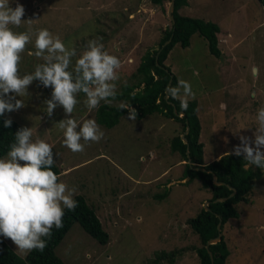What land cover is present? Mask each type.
<instances>
[{
  "label": "rangeland",
  "instance_id": "rangeland-1",
  "mask_svg": "<svg viewBox=\"0 0 264 264\" xmlns=\"http://www.w3.org/2000/svg\"><path fill=\"white\" fill-rule=\"evenodd\" d=\"M17 3L25 9L22 20L33 23L10 26L14 32L46 28L78 54L88 41L98 40L105 51L117 56L121 67L116 90L131 77L143 52L156 48L162 29L169 26L165 1L159 7L147 0H10V7ZM177 12L218 27V56L210 54L203 38L193 32L185 47L173 44L163 61L176 86L187 81L195 93L189 100L196 104L197 139L206 161L221 151L232 152L239 136L252 137L257 126V110L264 107V15L257 0H186ZM29 51H35L34 38L21 54V76L42 62ZM77 58L73 57V65ZM254 67L258 72L252 71ZM27 91L26 97H16L25 107L4 116L31 128L33 140L52 146L58 182L76 187L107 234L100 244L71 223L53 248L61 262L197 264L191 247L198 241L186 218L203 207L209 192L199 188L195 178L187 183L179 180L184 162L168 148L170 137L180 131L179 123L157 113L134 122L120 115L111 127L98 124L104 132L100 142L73 153L63 145L57 124L71 117L59 106L50 117L46 112L52 89L33 81ZM76 98L80 103L72 118L78 123L94 120V109L83 104L84 94ZM164 187L166 194L154 198ZM247 198L237 203L238 216L228 219L221 230L228 251L226 264H264V173ZM2 240L18 256L24 255L10 239ZM158 251L174 252L171 261L164 256L154 263Z\"/></svg>",
  "mask_w": 264,
  "mask_h": 264
},
{
  "label": "clouds",
  "instance_id": "clouds-1",
  "mask_svg": "<svg viewBox=\"0 0 264 264\" xmlns=\"http://www.w3.org/2000/svg\"><path fill=\"white\" fill-rule=\"evenodd\" d=\"M24 15L23 5L17 3L13 9L10 0H0V117L25 107L23 99L16 97H26L28 87L39 81L43 87L52 89L51 98L45 101L47 115L50 117L59 106L65 116L71 117L57 123L62 130L63 145L73 153L83 152L85 144L100 142L104 132L93 119L78 123L72 118L80 103L77 94H84L83 104L89 110L97 108L101 101L111 103L117 94L114 82L119 79L121 61L105 51L98 40L88 41L78 54L46 28L14 32L10 26L33 23L23 21ZM33 38L35 51H29L28 55L42 62L33 72L21 76V54ZM73 57H78L74 65ZM252 71L256 73L258 69L254 67ZM165 91L170 98L180 100L185 110L189 98H195L191 84L184 80ZM121 107L127 110V119L134 122L137 112L131 104ZM255 120L257 126L252 137L239 136L240 143L231 153L243 156L246 169H264V107L257 110ZM11 125L10 118L4 119L5 128ZM32 137L31 128H20L6 156L0 158V236L10 239L22 254L43 252L47 247L44 238L51 237L54 227H63L65 209L74 211L78 206L74 199L76 187L58 182L52 170L55 163L52 146Z\"/></svg>",
  "mask_w": 264,
  "mask_h": 264
},
{
  "label": "trees",
  "instance_id": "trees-1",
  "mask_svg": "<svg viewBox=\"0 0 264 264\" xmlns=\"http://www.w3.org/2000/svg\"><path fill=\"white\" fill-rule=\"evenodd\" d=\"M152 5L162 7L163 2L168 0H147ZM260 4L264 15V0H257ZM186 0H173L169 26L164 27L161 35L157 40L156 48L143 52L136 64L131 77L116 90V97L112 99L114 104L108 105L100 102L99 106L94 109V120L97 124L104 127H111L117 122L120 115H127L126 109L121 105L131 104L137 112V118L144 115L157 113L162 117L170 118L179 123V132L172 135L169 140L168 148L171 152H176L182 160V170L179 179L187 183L192 178L199 182V188L209 192L205 198L207 203L206 209L199 207L198 210L190 217L186 218V223L190 231L195 235L198 245L192 246L191 249L197 258V264H210L206 249L205 240L215 236L217 221L219 222V240L207 245V250L211 253V264H226L227 249L225 239L221 233L225 222L228 219L238 216L236 205L239 202L248 200L247 196L253 189L255 181L264 173V169L256 167L245 168L243 156L232 155L231 151L217 153L209 160L202 159L201 142L198 141L199 123L195 114L196 104L194 100H188L187 109H182L180 100L170 98L167 93L164 95V88L168 86L176 87V79L170 72L169 68L163 63L164 58L173 44L185 47L188 44L189 35L193 32L200 35L205 41L207 51L218 56L219 51L216 47V33L218 27L215 23L204 21L179 14L177 9L184 5ZM169 20V19H168ZM165 44H161L166 41ZM156 50H158L156 52ZM155 56V58H154ZM170 79L169 83L166 82ZM173 108V110H172ZM182 111V115H177ZM8 117H0V156L9 150V145L14 142V135L22 128L14 120L9 128L3 126V121ZM185 124L187 131L183 134L185 142L179 138ZM189 161L186 162V154ZM201 167L204 170L196 169ZM52 170L56 175L59 173L58 168L53 164ZM211 173L215 179L221 183L214 184L211 181ZM187 178V179H186ZM230 186L233 192L230 193ZM166 194V189L153 195L154 198H161ZM225 197L221 201L214 199ZM74 199L78 206L74 211L65 209L63 217V227L52 229L50 238H44L47 241V247L43 252L33 250L18 256L0 237V264H63L54 254L53 248L61 239L69 225L75 222L88 236L93 238L97 243L104 244L107 240V234L102 229L92 208L86 203L81 194H75ZM174 252L164 253L154 252V263L159 259L166 257L171 261Z\"/></svg>",
  "mask_w": 264,
  "mask_h": 264
},
{
  "label": "water",
  "instance_id": "water-1",
  "mask_svg": "<svg viewBox=\"0 0 264 264\" xmlns=\"http://www.w3.org/2000/svg\"><path fill=\"white\" fill-rule=\"evenodd\" d=\"M172 3H173V0H168L167 5H166V8H165L166 16H167V18L169 19L170 22L172 21V16H171ZM166 42H167V40L164 41V42L161 44V46H162L163 44H165ZM157 51H158V50H157ZM157 51H156V52H157ZM154 58H155V56H154ZM169 81H170V79L168 78V80H167V82H166V85L169 83ZM165 90H166V87H165L164 90H163V91H164V95H163V96H165V93H166ZM172 110H173V108H172ZM177 113H180V115L183 114L182 111H178ZM186 131H187V125L185 124L182 133L179 135V138H180L183 142H185V138H184L183 134L186 133ZM185 154H186V162H188V161H189V158H188V156H187V151H186V150H185ZM195 168H196V169H200V170H204V169L201 168V167H195ZM211 181H212V183H214V184L221 183L220 181H217V180L215 179V176H214L213 173H211ZM228 188L230 189V193L228 194V196H229V195L232 194V192H233V188H231L230 186H228ZM224 198H225V197H219V198H216V199H214V200H215V201H221V200H223ZM206 203H207V201H204V203H203V205H202L204 209H206V207H205V204H206ZM215 228H216V234H215V236L206 239V240H205V243H204V247H205V249H206V252H207V255H208V258H209L210 264H211V253L207 250V245L210 244V243H213V242H215V241H217V240H219L220 232H219V222H218V221H217V223H216V225H215Z\"/></svg>",
  "mask_w": 264,
  "mask_h": 264
},
{
  "label": "crops",
  "instance_id": "crops-1",
  "mask_svg": "<svg viewBox=\"0 0 264 264\" xmlns=\"http://www.w3.org/2000/svg\"><path fill=\"white\" fill-rule=\"evenodd\" d=\"M222 152H223V151H221V153H222ZM221 153H220V154H221ZM216 157H217V156H216ZM209 159H210V158H209ZM68 168H69V166H66V167L64 168V170H65V169H68ZM183 179H184V178H183ZM183 179H179V180L182 181ZM0 237L2 238V236H0Z\"/></svg>",
  "mask_w": 264,
  "mask_h": 264
}]
</instances>
